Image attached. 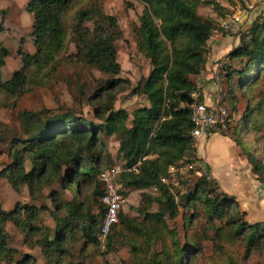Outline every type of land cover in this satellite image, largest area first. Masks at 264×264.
<instances>
[{"label": "trees", "instance_id": "1", "mask_svg": "<svg viewBox=\"0 0 264 264\" xmlns=\"http://www.w3.org/2000/svg\"><path fill=\"white\" fill-rule=\"evenodd\" d=\"M135 1L144 6L135 28L139 52L151 66L136 86L118 78L122 67L116 42L122 30L100 0H33L28 13L35 52L20 48L21 68L6 81L2 69L9 51L0 45V107L15 110L24 96L48 85L65 63L91 66L112 78L90 99L98 104V122L67 114L44 122L32 136L11 139L9 163L0 178L18 195L27 190L32 202L52 188L53 207L18 202L6 211L0 206V264H37L31 252L22 254L9 246L10 224L21 232L23 246L39 250L47 264H94L90 249L104 258L121 247L130 249L135 264H200L214 259L206 258L208 243L222 264H264V222H248L237 198L221 189L209 168L181 197L189 213L184 238L169 226L168 219L175 220L180 211L164 179L170 168L200 161L191 133L193 107L203 97L193 78L206 67L208 42L219 25L200 15L206 0ZM227 59L238 67L222 70L229 86L224 103L230 97L234 101L228 118L232 133L225 136L240 148L253 177L264 186V17L242 33L240 46ZM121 86L132 88L147 104L132 114L116 110V95L110 92ZM240 99L243 111L238 109ZM112 136L119 139L118 154L124 161L117 177L124 198L131 191L157 190L159 195L145 194L148 205L138 208L136 217L120 211L103 246L97 237L105 214L100 176L107 160L104 140ZM55 185L72 199L53 190ZM42 211L51 216L52 228L42 222Z\"/></svg>", "mask_w": 264, "mask_h": 264}, {"label": "rangeland", "instance_id": "2", "mask_svg": "<svg viewBox=\"0 0 264 264\" xmlns=\"http://www.w3.org/2000/svg\"><path fill=\"white\" fill-rule=\"evenodd\" d=\"M32 1L0 0V26L4 28L3 31H0V45L9 51L5 67L2 69L3 81L8 80L15 71L21 68L20 48L27 53L35 52L32 36L33 17L28 13V6ZM100 2L108 15L115 16L118 19L122 30V38L116 42L118 61L122 67V72L118 78L129 80L133 86H136L138 81L143 77H147L151 70L148 60L139 52L138 40L135 35V28L139 23V17L143 13L144 6L135 0H100ZM224 11H227V13L222 16L220 13ZM246 11L248 12V19L243 27H251L256 18L261 13H264V4L254 0H206L199 10L202 16L213 17L219 27L231 15L236 13L241 15ZM221 33L220 38L231 39L234 37L239 40L242 35L236 36L227 35L224 32ZM70 53H75L73 45H70ZM111 79L110 76L99 72L91 66H75L65 63L52 76L48 85L38 86L30 94L24 96L15 110L0 107V172L9 163L7 151L13 137L32 136L44 122L67 114L82 116L90 122H98L94 117L95 107L98 104L91 102L90 99L98 94L101 88ZM226 89L228 94V84ZM131 91L132 88L121 86L110 92L116 95V110L126 109L132 114L133 111L147 104L143 97L133 95ZM228 95L226 96L229 97ZM102 101H108L106 95H103ZM233 102L231 97L226 98L225 106L229 113L233 111ZM244 106L245 103H243ZM238 109H242L240 104H238ZM24 113L27 116H23ZM238 116L239 114L235 115V120L238 119ZM231 133L232 131L228 135L230 136ZM104 148L107 159L105 170L123 168L124 161L118 154V137H106ZM197 180L194 177L193 184L189 185L180 172L171 173L164 179V183L173 189L175 197L178 198L179 217L175 220L168 219V222L171 229L179 232L181 239L185 236L186 220L184 218L186 214L189 215L181 205V197L194 187ZM262 187L264 189V186ZM53 190L62 193L67 200L72 199V194L63 192L60 185H55ZM51 191L52 188H46L42 197L32 202L27 190L18 195L12 190L6 180L0 178V206L6 211L13 209L18 202L21 204L31 203L38 206L45 205L52 208L53 205L49 199ZM145 194L151 197L159 195L157 190L131 191L128 197L125 198L121 211L130 218L136 217L138 215L137 209L148 205L147 199L144 197ZM41 220L45 225L53 227L51 216L47 211L41 212ZM7 231L9 234V246L18 249L24 254L28 249L22 244L23 237L21 232L11 224L8 225ZM90 252L91 261L94 264H100L103 261L109 264H135L132 261L130 249L127 247H121L118 251L105 255L104 258L94 249H90ZM206 252V258L214 259L205 260L203 263L200 262V264H222L220 261L215 260L210 243L206 246ZM32 254L37 259V264H47L39 250L33 251ZM253 264L256 263L254 262Z\"/></svg>", "mask_w": 264, "mask_h": 264}, {"label": "crops", "instance_id": "3", "mask_svg": "<svg viewBox=\"0 0 264 264\" xmlns=\"http://www.w3.org/2000/svg\"><path fill=\"white\" fill-rule=\"evenodd\" d=\"M254 1L264 4L259 0ZM263 17L264 13H261L256 20ZM239 42L238 38L229 39L220 38V36L209 40L210 53L206 67L200 75L193 78L203 97V103L209 106L214 104L216 85L212 80V74L218 70V63L223 58H227V55L240 44ZM231 65L238 67L235 61H231ZM243 103L240 99L239 104L244 110ZM196 148L197 158L202 164L201 168L203 170L209 168V176L217 181L221 189L237 198L242 210L247 213L248 222H264V189L253 177L251 166L242 155L240 148L229 137L220 134L201 138ZM195 177L200 178L198 175ZM27 251L33 253V251Z\"/></svg>", "mask_w": 264, "mask_h": 264}, {"label": "built area", "instance_id": "4", "mask_svg": "<svg viewBox=\"0 0 264 264\" xmlns=\"http://www.w3.org/2000/svg\"><path fill=\"white\" fill-rule=\"evenodd\" d=\"M248 12L239 15L233 14L227 18L224 23L220 25L213 33L212 38L221 36L224 34H231L238 36L243 32H246L249 27H243L247 18ZM242 27V28H241ZM221 31V32H220ZM231 65L229 59H224L218 64V70L212 74V80L216 85V97L213 105L209 106L205 103H196L193 107L192 121L194 123V130L191 135L197 147L198 142L203 137H208L213 134L228 135L231 130L228 125L229 111L225 106L224 99L227 95V81L223 73V69L226 66ZM198 97L197 94L194 95ZM200 161L186 163L180 166V168L172 167L169 170V174L174 172H180L185 177L186 182L189 185L193 184V178L195 176H202L206 173V170L201 168ZM136 171V168L134 169ZM124 171V168H113L105 170L101 176L100 181L102 183L103 195L100 197V203L105 207V214L101 221L100 231L97 235L102 245L111 233L112 226L118 222L119 213L122 209V205L125 201L124 196L120 192V185L117 183V177ZM191 173H194L191 175ZM174 194L173 189L170 188ZM175 196V195H174ZM175 201L178 202V198L175 197Z\"/></svg>", "mask_w": 264, "mask_h": 264}]
</instances>
